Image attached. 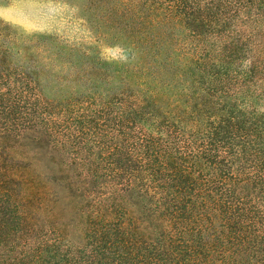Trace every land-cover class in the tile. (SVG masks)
Instances as JSON below:
<instances>
[{
    "label": "trees",
    "instance_id": "trees-1",
    "mask_svg": "<svg viewBox=\"0 0 264 264\" xmlns=\"http://www.w3.org/2000/svg\"><path fill=\"white\" fill-rule=\"evenodd\" d=\"M86 1L130 63L57 96L41 50L0 51V264H264V0Z\"/></svg>",
    "mask_w": 264,
    "mask_h": 264
},
{
    "label": "rangeland",
    "instance_id": "rangeland-1",
    "mask_svg": "<svg viewBox=\"0 0 264 264\" xmlns=\"http://www.w3.org/2000/svg\"><path fill=\"white\" fill-rule=\"evenodd\" d=\"M88 6L86 0H0V51L4 53L5 49H8L10 53L4 58L12 67H17L20 66V54L26 51L27 47L30 52L41 50L38 52L46 55L42 60L46 76L50 78L47 93L57 96L62 90L56 87L58 84L53 85L55 78L67 80L82 75L84 71L88 72V75L98 74L100 69L95 65L96 60H101L109 66L114 63H130L132 54L123 43L114 39L105 41L100 36V31L96 30L99 28L98 24H92L94 20L97 23V17L94 18L93 12L87 9ZM253 28L256 34H246L244 45L249 51H242L244 61L253 54L251 44L258 46L255 55L264 57V54H261L264 53V22H258ZM11 38L17 39V43H9ZM43 47H46V50ZM250 65L253 66L254 63L251 62ZM104 70L106 68L101 69L103 72ZM106 72L109 73L107 70ZM257 76L260 75L257 73ZM35 168L41 171L38 165ZM19 176L17 180L6 185V188L11 187L10 191L14 193L13 203H26L24 198H21L27 194L20 172ZM6 188H2L5 196ZM75 200L63 194L58 203L55 195L50 197L44 206L52 208L55 216L58 212L64 219L70 218L72 211L79 205L86 209L91 207L89 203H74ZM71 232L73 235L77 234L75 230ZM54 234L51 235L55 237Z\"/></svg>",
    "mask_w": 264,
    "mask_h": 264
}]
</instances>
